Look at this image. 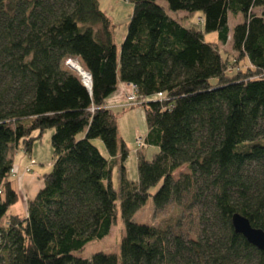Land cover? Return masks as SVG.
Returning <instances> with one entry per match:
<instances>
[{
    "label": "trees",
    "instance_id": "trees-1",
    "mask_svg": "<svg viewBox=\"0 0 264 264\" xmlns=\"http://www.w3.org/2000/svg\"><path fill=\"white\" fill-rule=\"evenodd\" d=\"M126 1L133 13L118 52L98 0H0V264H264L232 224L238 214L264 231V0ZM177 12L202 18L186 27ZM231 16L243 18L233 32ZM229 41L232 60L219 48ZM69 59L90 90L64 68ZM120 84L145 110L144 148L159 150L149 161L137 152L136 181L118 137ZM47 130L52 170L26 216L9 214L20 200L15 152L31 154ZM149 199L158 211H199V237L135 223ZM119 206L120 256L78 257L111 234Z\"/></svg>",
    "mask_w": 264,
    "mask_h": 264
},
{
    "label": "rangeland",
    "instance_id": "rangeland-1",
    "mask_svg": "<svg viewBox=\"0 0 264 264\" xmlns=\"http://www.w3.org/2000/svg\"><path fill=\"white\" fill-rule=\"evenodd\" d=\"M98 2L100 4L101 10L114 25L113 41L118 49V52H120L133 13V5L126 0H98ZM159 2L163 7H167L166 3L162 0ZM187 14L188 13L186 12H177L171 13L170 15L172 18H176L179 21H184L183 25L186 27L197 25L198 18H202L201 13L191 16L190 18ZM242 22V16H231V32H233L236 25ZM202 27L203 26L199 25L200 29H202ZM205 41L209 43H216L218 42V36L217 34H207L205 35ZM219 48L223 55L225 57H229L230 60L237 56V53L233 51L231 41H229L227 45L220 44ZM63 66L64 68L74 72L82 80L78 72L73 70L69 65L66 64V62ZM246 66L247 65H244L243 62L239 64L240 68L246 69ZM114 112L117 117L119 143L120 145L122 142L125 143L129 150V157L125 163L127 177L131 181H136L138 180L137 152L142 151L145 158L149 161L153 159L159 150L154 147H146L143 149L137 146V142L139 140L145 141V138L148 134V125L143 107H116ZM53 133V130L45 131L42 139L34 143L32 154H27L22 151V147L15 152L14 166L17 172H24L26 168H30L31 172L27 175V179H25L24 182L21 181L22 178L19 177L17 180L12 181L15 191H17L19 194L20 200L13 209H10L9 214H12V210H16L18 213L24 214L28 203L27 197L32 199L36 196L43 185L42 177L51 172L53 163L51 137ZM95 145L102 153H105V148L101 141L96 140ZM187 172L188 169L186 166H184L175 173V178L178 179L181 174H185ZM30 179L33 181H29ZM113 184L115 189L119 190L118 169H116L113 173ZM159 188L160 186L153 189L151 193H156ZM133 221L138 224H147L162 230L168 229L175 233H181L184 235V237L191 240H196L199 237L201 230L199 225V211H190L187 208L179 207L174 203L167 206L164 210L158 211L154 208L152 199H149L147 205L135 214ZM124 236L125 226L121 217L119 206V215L117 217V221L113 225L111 234L103 241L90 243L83 250V252L78 254V257L90 259L98 253L120 256V246Z\"/></svg>",
    "mask_w": 264,
    "mask_h": 264
},
{
    "label": "water",
    "instance_id": "water-1",
    "mask_svg": "<svg viewBox=\"0 0 264 264\" xmlns=\"http://www.w3.org/2000/svg\"><path fill=\"white\" fill-rule=\"evenodd\" d=\"M232 224L237 234L242 235L249 242V244L253 245L258 250L264 252V231L263 230L254 228L250 224L248 219L238 214H235L232 217Z\"/></svg>",
    "mask_w": 264,
    "mask_h": 264
},
{
    "label": "built area",
    "instance_id": "built-area-1",
    "mask_svg": "<svg viewBox=\"0 0 264 264\" xmlns=\"http://www.w3.org/2000/svg\"><path fill=\"white\" fill-rule=\"evenodd\" d=\"M70 62H75V61H73V60H71V59H69V60H67L66 61V64L67 65H69V63ZM75 63H77V62H75ZM78 64V63H77ZM79 65V64H78ZM87 73V72H86ZM87 75V77H88V81L89 82H87L86 80H84V79H82V82H83V84L89 89V88H91V77H89V75H88V73L86 74ZM132 90H134V87L131 89V90H129V91H123L122 92V95L120 96L121 98H122V104L120 105L121 107H123V108H131V107H136V106H139L141 103H139V102H137V98H136V96H135V93L132 91ZM160 98L162 97V95L160 94V95H158ZM137 146L139 147V148H144V146H143V143H142V141L141 140H139L138 142H137ZM31 172V170H30V168H26L25 170H24V172L23 171H19V172H17V170L16 169H14V170H12V172H11V177L12 178H22V177H24V176H26V175H28L29 173Z\"/></svg>",
    "mask_w": 264,
    "mask_h": 264
},
{
    "label": "crops",
    "instance_id": "crops-1",
    "mask_svg": "<svg viewBox=\"0 0 264 264\" xmlns=\"http://www.w3.org/2000/svg\"><path fill=\"white\" fill-rule=\"evenodd\" d=\"M128 87H129V86H127V85H123V84H120V85H119V88H121L123 91L128 90V89H129ZM120 104H121V103H120ZM31 154H32V153H31ZM13 160H14V159H13ZM26 177H27V175L24 176V177H22V180H21V181L24 182V180L27 179ZM17 179H18V178L13 179V180H17ZM28 179H29V178H28ZM13 180H12V181H13ZM29 181H33V180L30 179ZM12 185H13V182H12ZM13 188H14V186H13ZM42 188H43V185H42ZM42 188H41V189H42ZM41 189H40V190H41ZM14 190H15V189H14ZM40 190H39V191H40ZM39 191H38V192H39ZM17 193H18V192H17ZM26 194H27V193H26ZM37 194H38V193H37ZM37 194H36V195H37ZM35 197H36V196H35ZM35 197H34V198H35ZM34 198L29 199V198L27 197V202L32 201ZM27 204H28V203H27ZM15 206H16V205H15ZM15 206H13L12 209H13ZM12 214H14V215H15V214H16V215H21V216H22V215H23V216H26V214H27V207H26V209H25V211H24V214H20V213H18L16 210H12Z\"/></svg>",
    "mask_w": 264,
    "mask_h": 264
},
{
    "label": "bare ground",
    "instance_id": "bare-ground-1",
    "mask_svg": "<svg viewBox=\"0 0 264 264\" xmlns=\"http://www.w3.org/2000/svg\"><path fill=\"white\" fill-rule=\"evenodd\" d=\"M69 66L75 70L76 72H78V74L81 76L82 79L86 80L87 82L88 81V77H87V73L75 62H70L69 63Z\"/></svg>",
    "mask_w": 264,
    "mask_h": 264
}]
</instances>
